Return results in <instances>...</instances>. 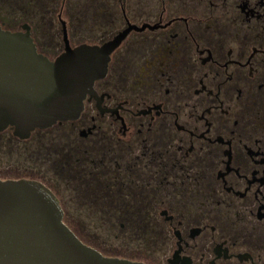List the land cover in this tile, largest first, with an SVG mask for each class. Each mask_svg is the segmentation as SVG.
Wrapping results in <instances>:
<instances>
[{
  "label": "flooded vegetation",
  "instance_id": "obj_1",
  "mask_svg": "<svg viewBox=\"0 0 264 264\" xmlns=\"http://www.w3.org/2000/svg\"><path fill=\"white\" fill-rule=\"evenodd\" d=\"M0 26L51 60L129 28L77 118L6 128L83 242L146 264H264V0H0Z\"/></svg>",
  "mask_w": 264,
  "mask_h": 264
},
{
  "label": "water",
  "instance_id": "obj_2",
  "mask_svg": "<svg viewBox=\"0 0 264 264\" xmlns=\"http://www.w3.org/2000/svg\"><path fill=\"white\" fill-rule=\"evenodd\" d=\"M129 28L102 44L67 46L55 59L32 39L0 26V131L25 138L35 128L77 118L110 53ZM0 264H146L105 255L63 220L57 195L30 177H0Z\"/></svg>",
  "mask_w": 264,
  "mask_h": 264
},
{
  "label": "rangeland",
  "instance_id": "obj_3",
  "mask_svg": "<svg viewBox=\"0 0 264 264\" xmlns=\"http://www.w3.org/2000/svg\"><path fill=\"white\" fill-rule=\"evenodd\" d=\"M30 141L24 142L13 138L11 128L0 131V143L3 142L0 145V177L40 178L41 169L45 167V163L41 162L36 149L34 150V147H30L27 156L24 153L22 155V151L20 150ZM69 218V215H66V220H69ZM94 246L98 247L103 253L108 254L104 245L94 243Z\"/></svg>",
  "mask_w": 264,
  "mask_h": 264
},
{
  "label": "trees",
  "instance_id": "obj_4",
  "mask_svg": "<svg viewBox=\"0 0 264 264\" xmlns=\"http://www.w3.org/2000/svg\"><path fill=\"white\" fill-rule=\"evenodd\" d=\"M1 143H3V142H1ZM1 143H0V145H1ZM4 145H5V143H4Z\"/></svg>",
  "mask_w": 264,
  "mask_h": 264
}]
</instances>
